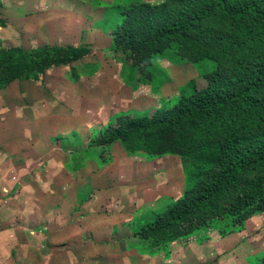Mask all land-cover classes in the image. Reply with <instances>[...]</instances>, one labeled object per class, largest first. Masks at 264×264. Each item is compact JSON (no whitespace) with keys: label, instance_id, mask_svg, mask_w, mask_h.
Listing matches in <instances>:
<instances>
[{"label":"rangeland","instance_id":"rangeland-1","mask_svg":"<svg viewBox=\"0 0 264 264\" xmlns=\"http://www.w3.org/2000/svg\"><path fill=\"white\" fill-rule=\"evenodd\" d=\"M169 1L0 0V50L69 45L89 50L76 61L47 69L37 80L20 79L0 89V127L22 126L25 141L53 145L64 144V137L75 132L78 142L57 152V162L72 156L66 165H53L51 157L37 161L35 153L25 160L24 180L18 185L22 201L16 203L25 212L10 211L4 223L12 244L24 237V254L32 248L41 255L47 252L45 235L52 231L56 258L50 264H139L140 259V264H259L264 257V199L263 209L241 227L233 228L220 213L190 221L188 232L159 251L149 241L136 242L133 232L184 196L194 168L209 166L201 150L187 157L165 150L153 154L159 135L155 128L146 133L145 148L126 151L118 142L94 144L100 135L84 148L90 130L116 127L117 118L169 110L205 86L213 63L193 62L178 46L165 45L155 54L149 50L140 62L122 50L130 45V32H136L129 12L143 4L153 10ZM167 139L172 140L169 133ZM260 185L264 189V179ZM32 204L41 213L28 210ZM49 206L56 207L54 214L45 211ZM83 225L88 230L80 241ZM110 225H116L115 231L98 236ZM39 232L44 236L31 244L29 238ZM24 264L34 262L29 258Z\"/></svg>","mask_w":264,"mask_h":264},{"label":"trees","instance_id":"trees-1","mask_svg":"<svg viewBox=\"0 0 264 264\" xmlns=\"http://www.w3.org/2000/svg\"><path fill=\"white\" fill-rule=\"evenodd\" d=\"M129 14L136 36L130 32V45L121 46L136 62L149 50L161 53L163 46L173 44L191 61L214 66L204 87L169 110L117 118L116 127H102L96 135L100 138L94 136L96 145L118 142L134 151L145 148V135L155 128L159 135L153 154L165 150L187 157L201 150L209 163L187 176L192 179L187 191L165 214L133 232L136 242L149 241L159 251L188 232L190 221L220 213L233 228L241 227L263 209L264 189L258 187L264 179V0H170L153 10L140 5ZM88 52L86 46L72 45L1 49L0 89L20 79L37 80L47 69Z\"/></svg>","mask_w":264,"mask_h":264},{"label":"crops","instance_id":"crops-1","mask_svg":"<svg viewBox=\"0 0 264 264\" xmlns=\"http://www.w3.org/2000/svg\"><path fill=\"white\" fill-rule=\"evenodd\" d=\"M18 127L19 126H13L9 129L7 128V126H5L4 128L0 127V264H24V259L28 260L29 258L31 261L34 262V264H40L39 263L40 260H42L44 264L45 263L50 264L56 258V254H55L56 236L54 232L50 230L51 232L50 231L48 232H50L51 236H48V234L45 235V239H47V244L49 246L47 252L41 255L36 248H32V251L30 253L28 252L27 254H24L23 253L24 237L20 236L21 238L16 240L17 244H12L13 243L12 240L7 236L6 225L4 226V223H6L7 216H9V213H11L10 211H12V213L14 214H17L22 211L23 213L25 212L23 207L19 206V204H16L17 200L20 202L22 201V198H20L19 194L22 193L23 190L21 188H18V185L23 183L24 180L25 160L26 159L29 160L28 157H30L31 153L32 154L35 153L37 157V161L38 158L40 157H43L44 160H46L48 157H51V159H53V165L59 163V165L61 166L62 164L66 165L70 163L72 156H70L69 154L67 159L64 160V157H62V159L59 160V162H57V159L59 157L57 152L61 150L64 151L66 148H70L72 142H74V146L77 147L78 142H75L73 140L76 138V137L73 138V134L76 133L71 132L70 134H67V136H65L64 139L62 140L65 141L62 142L64 144L58 143L56 145H53L50 143L51 141H47L45 143L40 141L39 139L32 141H25L24 131L20 129L22 126H20L19 128ZM99 129L100 128L98 129L94 128L90 130V134L86 140V145L84 146V148L89 147L90 140L95 135H97V131ZM51 136L52 135H49L47 136V138H50ZM25 149L28 150L25 152L24 151ZM43 150L45 152L44 154H43ZM88 158L90 157L86 156L85 159ZM28 207H30L28 208V210L32 212L41 211L40 210L41 207L34 206V204ZM45 211L47 212V214H52V213L54 214V212H56V207L49 206L48 210ZM3 216L4 219L1 220ZM122 224L128 226L129 222H124ZM115 226L116 225L113 226L110 225V227H108L107 232L101 231L100 232L101 234L98 235L99 234L98 232L97 235L103 237L104 233L115 231L116 229L114 228ZM49 228L47 229L49 230ZM80 230L81 232L79 234V240L81 241V236L83 233L87 232L88 226L83 225V227L81 226ZM97 235L96 237H98ZM41 236L44 235H42L39 232V237L38 236L30 237L29 238L30 243L31 244L35 242L39 243ZM87 242L90 241H86L85 244ZM61 243H66V241L64 240V242ZM138 253L140 254L139 256L147 257L145 254H142L140 252ZM242 260L245 261V259ZM139 262L142 263L141 259L139 260ZM230 263L233 264V262H228V264Z\"/></svg>","mask_w":264,"mask_h":264}]
</instances>
